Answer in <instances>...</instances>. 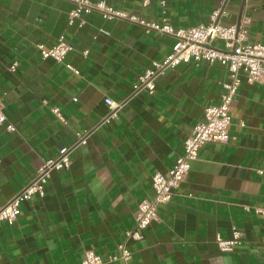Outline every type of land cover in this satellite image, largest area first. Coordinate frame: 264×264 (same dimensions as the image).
Segmentation results:
<instances>
[{"label":"crops","instance_id":"1","mask_svg":"<svg viewBox=\"0 0 264 264\" xmlns=\"http://www.w3.org/2000/svg\"><path fill=\"white\" fill-rule=\"evenodd\" d=\"M104 1L150 23L162 21L166 1V17L179 29L209 25L221 2L149 0L143 8L144 0ZM74 8L67 0H0V98L16 127L15 133L0 127V209L44 161L72 146L76 133L94 130L88 145L73 152L71 168L52 174L46 196L24 203L14 226L0 224V264H82L87 251L106 262L119 255L138 205L154 195L153 176L169 175L228 80L219 64H182L158 78L154 96L133 97L139 77L168 57L176 40L98 12L70 26ZM226 12L222 24L247 21L249 43L264 44V0H249L248 7L228 0ZM62 35L74 48L67 63L80 75L40 57L37 47L52 48ZM107 97L126 104L118 119L99 127ZM231 116L230 143L204 146L171 203L158 209V221L140 241L128 242L131 259L107 264H264V219L244 210L264 209V79L243 83ZM234 226L243 244L222 253L216 236L232 238Z\"/></svg>","mask_w":264,"mask_h":264},{"label":"built area","instance_id":"2","mask_svg":"<svg viewBox=\"0 0 264 264\" xmlns=\"http://www.w3.org/2000/svg\"><path fill=\"white\" fill-rule=\"evenodd\" d=\"M74 3L75 8L69 14V25L73 26L76 19L83 14L93 12L100 13L105 20L127 21L133 25L143 27L147 33L156 32L161 35L173 37L176 43L172 53L162 62H153V68L146 70L133 89V97L140 92H146L154 96L157 89L158 78L167 70H174L182 64H219L228 71V80L222 84L220 103L211 105L205 109L203 119L196 124L191 135L184 142V151L178 158L168 176L157 173L152 178L154 195L138 205L135 218V228L126 235V240L119 245V255H111L108 261L93 251L84 254L82 264H107L116 261L127 263L131 259V252L127 244L130 240L140 241L145 231L158 221V209L171 203L175 192L186 182L192 168V163L197 161L201 149L210 144L227 145L231 141L230 128L233 125L231 110L236 104L239 91L244 82L249 85L260 83L264 79V44H250L248 41L247 21L235 25H224L221 19L228 15L226 6L228 0H221L220 7L211 15L209 25H200L189 29H179L172 25L166 17L167 2L163 1L164 17L160 23H150L141 16L119 11L110 6L106 1L91 0H67ZM248 7L249 0H244ZM149 5V0H144L143 8ZM83 25V23H82ZM218 43L221 48L214 46ZM38 51L41 59H52L76 75L80 70L67 63L68 55L74 50L73 46L62 35L57 44L52 48L39 45ZM85 57L89 51H85ZM18 63L10 67V72L15 73ZM109 112L100 122L99 127L110 124L118 119L126 101L116 102L111 98L105 99ZM52 114L63 124L67 120L59 108H52ZM5 126L10 133L16 132V127L9 122L5 113L2 99L0 98V127ZM244 128V123H241ZM94 130L76 133V141L70 147L63 148L56 158L44 161L37 175L15 197L0 209V224L14 226L21 215L22 205L35 198L43 199L46 196L51 176L54 172L68 171L72 166L73 152L88 145ZM264 172L261 171V174ZM247 213H255L264 219V209L245 207ZM244 234L234 226L232 238L224 239L221 235L216 236V244L219 250L225 254H232L242 246Z\"/></svg>","mask_w":264,"mask_h":264}]
</instances>
